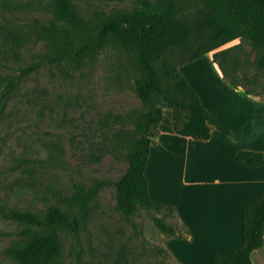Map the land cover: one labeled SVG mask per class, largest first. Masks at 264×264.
Wrapping results in <instances>:
<instances>
[{
  "label": "rangeland",
  "instance_id": "rangeland-1",
  "mask_svg": "<svg viewBox=\"0 0 264 264\" xmlns=\"http://www.w3.org/2000/svg\"><path fill=\"white\" fill-rule=\"evenodd\" d=\"M14 1L6 6L8 1L0 0V264H21L11 248L24 228H31L6 217L5 209L62 207L76 183L89 188L101 180L113 183L100 188L79 229L58 230L62 256L57 264H182L167 247L171 235L157 224L161 218L184 231L179 215L140 205L126 216L119 208L115 182L127 172L129 140L140 137L136 122L149 110L135 90L130 60L109 44L80 65L25 69L47 48L37 36L36 20H48L55 0ZM72 1L85 15L133 11L139 2ZM189 1L191 9L205 5V0ZM259 256L257 264H264Z\"/></svg>",
  "mask_w": 264,
  "mask_h": 264
},
{
  "label": "trees",
  "instance_id": "trees-1",
  "mask_svg": "<svg viewBox=\"0 0 264 264\" xmlns=\"http://www.w3.org/2000/svg\"><path fill=\"white\" fill-rule=\"evenodd\" d=\"M7 1L6 6L16 3ZM51 11L48 20H36L37 36L47 48L25 69L45 63L80 65L107 45L118 46L134 67L136 92L149 105L148 112L136 122L140 137L129 140L127 172L115 182L119 208L126 216L134 214L140 205L169 209L178 216L175 205L151 199L145 174L163 108H173L177 132L196 139L211 137L210 112L181 70L182 64L210 51L231 84L264 100V0H205L204 7L196 9H191L189 0H139L133 11L114 8L91 15L83 14L72 0H55ZM235 38L241 41L220 48ZM250 68L254 74L249 73ZM263 157V151L249 149L237 154L238 161L251 165L261 164ZM111 183L101 180L89 188L76 183L62 207L5 209L6 217L31 227L24 228L22 239L11 248L20 263L57 264L62 256L58 230L79 229L92 199L101 187ZM181 223L184 231L178 224L157 218L164 232L190 237L191 229ZM242 231L243 245L227 254L214 252L213 264H255L253 252L264 246V194L244 208Z\"/></svg>",
  "mask_w": 264,
  "mask_h": 264
},
{
  "label": "crops",
  "instance_id": "crops-1",
  "mask_svg": "<svg viewBox=\"0 0 264 264\" xmlns=\"http://www.w3.org/2000/svg\"><path fill=\"white\" fill-rule=\"evenodd\" d=\"M181 70L210 112L211 137L177 132L173 108L164 107L145 174L151 199L175 205L192 232L169 237L167 247L182 264H213L214 252L243 245L244 208L264 194V157L259 165L237 159L242 149L264 152V100L231 84L213 51Z\"/></svg>",
  "mask_w": 264,
  "mask_h": 264
}]
</instances>
